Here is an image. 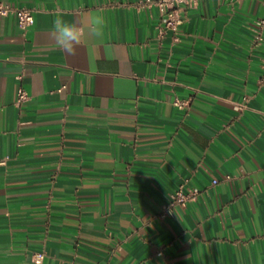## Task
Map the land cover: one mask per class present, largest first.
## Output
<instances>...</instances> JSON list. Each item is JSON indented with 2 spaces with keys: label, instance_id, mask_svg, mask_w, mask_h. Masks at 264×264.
I'll use <instances>...</instances> for the list:
<instances>
[{
  "label": "crops",
  "instance_id": "crops-1",
  "mask_svg": "<svg viewBox=\"0 0 264 264\" xmlns=\"http://www.w3.org/2000/svg\"><path fill=\"white\" fill-rule=\"evenodd\" d=\"M4 1L34 20L0 15V264H264V2L159 35L147 0ZM93 15L65 55L53 20Z\"/></svg>",
  "mask_w": 264,
  "mask_h": 264
},
{
  "label": "built area",
  "instance_id": "built-area-1",
  "mask_svg": "<svg viewBox=\"0 0 264 264\" xmlns=\"http://www.w3.org/2000/svg\"><path fill=\"white\" fill-rule=\"evenodd\" d=\"M201 0H147V2L153 3L159 11L160 23L157 25L158 34L162 35L166 32L175 33L179 25L182 23L183 16L188 8H193L198 5ZM264 2V0H262ZM13 14L16 19V24L20 31L24 34L27 29L32 25L34 16L33 10L26 7H17L6 3L4 0H0V15ZM264 29V19H257L255 21V39L261 40V32ZM29 99L27 91L19 86L16 90L15 104L21 106ZM178 107L182 108L187 105L186 100L176 99L174 101ZM4 160H1L3 163ZM215 182V181H213ZM194 193L186 194L179 187L171 194V203L184 204L187 200L191 199ZM43 254L38 253L34 256V263L40 264Z\"/></svg>",
  "mask_w": 264,
  "mask_h": 264
},
{
  "label": "clouds",
  "instance_id": "clouds-1",
  "mask_svg": "<svg viewBox=\"0 0 264 264\" xmlns=\"http://www.w3.org/2000/svg\"><path fill=\"white\" fill-rule=\"evenodd\" d=\"M104 25L105 18L102 15L91 16L90 21L83 26L57 17L52 22L51 34L57 47L62 49L65 55H74L85 34L87 33L93 39H99L103 35Z\"/></svg>",
  "mask_w": 264,
  "mask_h": 264
}]
</instances>
